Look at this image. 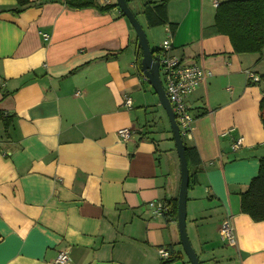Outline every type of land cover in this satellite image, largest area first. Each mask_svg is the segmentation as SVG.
<instances>
[{
  "label": "crops",
  "instance_id": "0c3cea01",
  "mask_svg": "<svg viewBox=\"0 0 264 264\" xmlns=\"http://www.w3.org/2000/svg\"><path fill=\"white\" fill-rule=\"evenodd\" d=\"M214 1L227 0L167 5L172 53L211 74L186 99L193 121L184 138L201 162L187 191V236L199 264H264V221L240 212L264 159V53L233 52L212 27ZM18 9L0 0V264H55L60 252L66 264H190L176 220L148 207L177 201L179 163L173 141L157 140L170 126L156 113L128 20L118 7L65 0ZM227 216L234 246L213 242Z\"/></svg>",
  "mask_w": 264,
  "mask_h": 264
},
{
  "label": "trees",
  "instance_id": "16d2710c",
  "mask_svg": "<svg viewBox=\"0 0 264 264\" xmlns=\"http://www.w3.org/2000/svg\"><path fill=\"white\" fill-rule=\"evenodd\" d=\"M134 1L138 0H125L128 6ZM16 2L19 8L16 13H20L29 5V0H16ZM168 2L169 0H141L138 10L133 13L144 31L167 26L170 34L175 32L176 24L169 23L167 19ZM65 4L72 9L97 8L100 11L117 7L116 3L100 7L97 0H65ZM212 27L216 34L224 35L229 39L234 53L262 56L264 53V0H227L219 3L215 9ZM151 51L155 52L153 49ZM139 56H141L140 52ZM261 78L264 79V77ZM258 110L264 130V94L259 101ZM181 139L189 172L188 188H190L196 184L197 175L201 172V162L196 148L184 137ZM171 141H173L172 138ZM168 206L166 216L175 220L177 201L169 203ZM240 212L249 216L254 222L264 221V159L260 160L258 175L240 195Z\"/></svg>",
  "mask_w": 264,
  "mask_h": 264
},
{
  "label": "built area",
  "instance_id": "2783aa9c",
  "mask_svg": "<svg viewBox=\"0 0 264 264\" xmlns=\"http://www.w3.org/2000/svg\"><path fill=\"white\" fill-rule=\"evenodd\" d=\"M214 7L218 3L213 2ZM171 34L168 30L166 37L157 49L155 57L158 63V74L165 96L171 106L176 124L181 137L189 135L192 126V117L189 112V106L186 99L190 97L195 90L204 85L207 78L210 77V72L206 69L194 64L187 63L180 57L172 53ZM247 80L257 82L259 78L252 72L246 71ZM125 105L130 107V101L126 100ZM118 136L122 140L129 137L127 129L120 130ZM241 144V139L232 145V150H236ZM148 207L153 216H164L169 210V206L163 202H150ZM220 241L227 246H234L236 243L235 231L232 225L230 216H227L221 223L218 231ZM158 255L162 259H168L170 254L166 249L158 250ZM68 257L65 252H60L56 259L55 264H66Z\"/></svg>",
  "mask_w": 264,
  "mask_h": 264
},
{
  "label": "water",
  "instance_id": "95a60500",
  "mask_svg": "<svg viewBox=\"0 0 264 264\" xmlns=\"http://www.w3.org/2000/svg\"><path fill=\"white\" fill-rule=\"evenodd\" d=\"M115 2L117 7L119 8V11L128 20L136 35L137 52L140 51L141 53L140 71L155 92L158 102L164 110L169 122L174 149L179 163V189L177 196V215L175 220L177 223L180 245L189 263L199 264L198 258L190 245L185 228L186 200L189 184L187 161L178 126L175 122L171 106L165 96L161 80L159 78L157 58L153 56L146 34L125 0H115Z\"/></svg>",
  "mask_w": 264,
  "mask_h": 264
},
{
  "label": "rangeland",
  "instance_id": "374dc122",
  "mask_svg": "<svg viewBox=\"0 0 264 264\" xmlns=\"http://www.w3.org/2000/svg\"><path fill=\"white\" fill-rule=\"evenodd\" d=\"M145 33H146V37H147V40H148V43H149V46H150L151 49L161 45L162 41L166 37V36H164V32H163V28L162 27L146 29ZM147 86H148V89L150 90L151 87L149 86V84ZM156 113L163 117L164 122H166V125H167L168 119H167V116H166L165 112L163 111V109L161 107L157 106L156 107ZM168 127H169V123H168ZM171 138H172L171 131L168 128L166 133L161 132V133L158 134L157 140L159 141L161 139L160 142H166V141L168 142V139L171 140ZM172 151H173L172 154H173V156L175 158L176 154H175L174 149H172ZM185 226L187 227L186 223H185ZM186 231H187V228H186ZM191 233H192L191 230H189V233H188V231L186 232V234L189 235V236H191ZM189 236H187V237H189ZM215 240L218 241V244H222L220 242L218 236L216 238H214L213 242H215Z\"/></svg>",
  "mask_w": 264,
  "mask_h": 264
}]
</instances>
